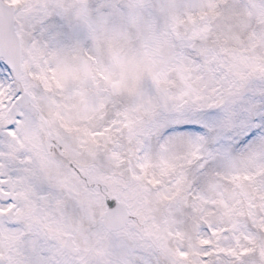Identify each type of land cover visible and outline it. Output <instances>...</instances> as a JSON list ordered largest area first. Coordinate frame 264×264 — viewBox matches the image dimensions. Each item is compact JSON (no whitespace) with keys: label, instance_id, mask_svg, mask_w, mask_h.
Instances as JSON below:
<instances>
[{"label":"snow or ice","instance_id":"1","mask_svg":"<svg viewBox=\"0 0 264 264\" xmlns=\"http://www.w3.org/2000/svg\"><path fill=\"white\" fill-rule=\"evenodd\" d=\"M0 264H264V0H0Z\"/></svg>","mask_w":264,"mask_h":264}]
</instances>
